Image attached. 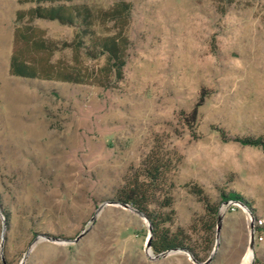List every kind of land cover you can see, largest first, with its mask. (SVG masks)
<instances>
[{
	"label": "rangeland",
	"instance_id": "obj_1",
	"mask_svg": "<svg viewBox=\"0 0 264 264\" xmlns=\"http://www.w3.org/2000/svg\"><path fill=\"white\" fill-rule=\"evenodd\" d=\"M126 1L124 79L105 89L11 76L16 12L31 4L0 0V264H264V222L248 256L249 215L264 221V0ZM35 23L57 40L75 32ZM155 143L177 158L166 227L198 259L155 254L149 223L109 203ZM194 184L218 205L219 232Z\"/></svg>",
	"mask_w": 264,
	"mask_h": 264
},
{
	"label": "trees",
	"instance_id": "obj_2",
	"mask_svg": "<svg viewBox=\"0 0 264 264\" xmlns=\"http://www.w3.org/2000/svg\"><path fill=\"white\" fill-rule=\"evenodd\" d=\"M84 1L18 0L31 6L16 12L14 48L9 60L11 76L105 89L124 79L130 47L127 30L131 21V3L118 0L109 8L95 9ZM37 20L56 21L73 27L74 35L69 41L53 39L35 23ZM88 62L95 64L89 65ZM206 98L207 93L202 90L198 102L185 116L190 128L196 123ZM176 163L173 152L155 143L139 167L125 178L124 185L116 193V202L129 205L148 218L152 233L149 245L155 254L183 250L198 259L188 233L180 228L172 231L166 227L172 223L175 214L174 185L168 177ZM189 190L215 221L218 205L212 204L198 185H192ZM227 198L225 196L224 200ZM254 264H259L257 259Z\"/></svg>",
	"mask_w": 264,
	"mask_h": 264
},
{
	"label": "water",
	"instance_id": "obj_3",
	"mask_svg": "<svg viewBox=\"0 0 264 264\" xmlns=\"http://www.w3.org/2000/svg\"><path fill=\"white\" fill-rule=\"evenodd\" d=\"M109 203H110V204H118V205L123 206L124 208L130 209V210H132L133 212H135L136 214H138L139 216L143 217V218L149 223V227H150V228H149L150 235H149L148 240H147V248L150 247L149 242H150V238H151L152 233H151V225H150V222H149L148 218H147L144 214H142L141 212L137 211L136 209L132 208V207L129 206V205L121 204V203L116 202V201H112V202H109ZM93 219H95V217H93ZM217 221H218V222H217V232H219V230H220V222H221V215H218V220H217ZM254 243H255V237H254V233H253V225L250 224L249 250L252 252V258H253V259H254V252H253V249H254ZM180 251H183V250H180ZM28 252H29V251H28ZM28 252L26 253V255H25V257H24L23 260H25V258H26V256H27ZM1 259H2V263H3V264H8L7 261H6V259H5V257H4L3 255L1 256ZM195 261H196V260H195ZM208 262H209V260L206 261V262H204V263H202V264H207Z\"/></svg>",
	"mask_w": 264,
	"mask_h": 264
},
{
	"label": "built area",
	"instance_id": "obj_4",
	"mask_svg": "<svg viewBox=\"0 0 264 264\" xmlns=\"http://www.w3.org/2000/svg\"><path fill=\"white\" fill-rule=\"evenodd\" d=\"M263 222L264 221L261 218L252 216L251 214L249 215V223L253 225V233H254L256 242H259L260 240H262V237L258 236L257 230L261 226H263Z\"/></svg>",
	"mask_w": 264,
	"mask_h": 264
},
{
	"label": "bare ground",
	"instance_id": "obj_5",
	"mask_svg": "<svg viewBox=\"0 0 264 264\" xmlns=\"http://www.w3.org/2000/svg\"><path fill=\"white\" fill-rule=\"evenodd\" d=\"M249 251H250V250H249ZM248 256L251 257V256H252V252H249Z\"/></svg>",
	"mask_w": 264,
	"mask_h": 264
}]
</instances>
